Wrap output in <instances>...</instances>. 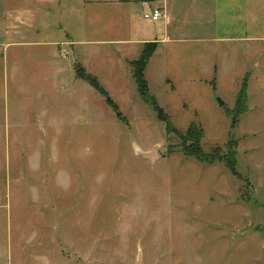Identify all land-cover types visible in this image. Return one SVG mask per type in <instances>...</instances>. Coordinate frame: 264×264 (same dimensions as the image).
I'll return each mask as SVG.
<instances>
[{"label": "rangeland", "instance_id": "374dc122", "mask_svg": "<svg viewBox=\"0 0 264 264\" xmlns=\"http://www.w3.org/2000/svg\"><path fill=\"white\" fill-rule=\"evenodd\" d=\"M20 1L31 0H0V264H264V40L219 46L218 69L196 64L204 46L189 44L152 63L163 122L98 34L8 45L3 16ZM192 124L204 153H235L239 176L183 154Z\"/></svg>", "mask_w": 264, "mask_h": 264}, {"label": "crops", "instance_id": "0c3cea01", "mask_svg": "<svg viewBox=\"0 0 264 264\" xmlns=\"http://www.w3.org/2000/svg\"><path fill=\"white\" fill-rule=\"evenodd\" d=\"M17 6L3 16L8 45L36 33L37 48L74 47L83 43L75 33L89 37L98 34L103 39L100 43L116 46L132 77L130 63L142 55L147 44H156L157 48L146 72L154 62L166 64L169 53L183 55L188 44L204 46L193 53L196 64L218 69L216 66H224L223 60L211 56L221 55L219 46L236 48L264 40L252 31L263 23V0H31L26 4L20 1ZM154 8L164 13L160 21L143 16ZM258 48H251L254 57L260 56ZM227 55L231 57L232 53ZM260 65V59L253 64ZM248 92L251 97V87Z\"/></svg>", "mask_w": 264, "mask_h": 264}, {"label": "trees", "instance_id": "16d2710c", "mask_svg": "<svg viewBox=\"0 0 264 264\" xmlns=\"http://www.w3.org/2000/svg\"><path fill=\"white\" fill-rule=\"evenodd\" d=\"M156 48V44L145 45L140 60L130 63V66L132 69L133 78L138 85V91L143 101L153 107L155 111L158 112V115L162 117L161 120L165 122L166 117L164 116V111L160 108L157 99L150 94L148 82L145 78L148 63L154 55ZM79 75L80 78L88 81L90 85H92L93 88L98 91L102 96L106 97L109 101V105L114 108L115 111H118L116 105H114V103L109 99L107 91L103 88V86L100 84L96 77L89 76L84 72ZM203 136L204 131L202 130V128L196 124H192L189 127L187 133L180 136V139L182 141L181 150L183 154L189 157H194L198 162L207 165H214L217 161H221L226 165V167L233 175L239 176L236 169V161L234 158L235 153L232 150H229V153L224 156V158H218L213 155H207L203 152L200 146Z\"/></svg>", "mask_w": 264, "mask_h": 264}, {"label": "built area", "instance_id": "2783aa9c", "mask_svg": "<svg viewBox=\"0 0 264 264\" xmlns=\"http://www.w3.org/2000/svg\"><path fill=\"white\" fill-rule=\"evenodd\" d=\"M143 16L147 20H152V21L156 22V21H160L163 18L164 13H163L162 9L154 8L151 11H146ZM63 52H66V51L63 50Z\"/></svg>", "mask_w": 264, "mask_h": 264}, {"label": "water", "instance_id": "95a60500", "mask_svg": "<svg viewBox=\"0 0 264 264\" xmlns=\"http://www.w3.org/2000/svg\"><path fill=\"white\" fill-rule=\"evenodd\" d=\"M218 102H219V105L220 106H223L224 105V102L219 98L218 99ZM138 155H140V157L146 159V160H149L151 162H156L157 159H158V153L156 151H152V152H137Z\"/></svg>", "mask_w": 264, "mask_h": 264}]
</instances>
